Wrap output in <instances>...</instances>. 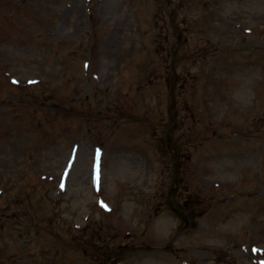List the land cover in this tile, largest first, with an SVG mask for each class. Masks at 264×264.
<instances>
[{
    "label": "rangeland",
    "instance_id": "obj_1",
    "mask_svg": "<svg viewBox=\"0 0 264 264\" xmlns=\"http://www.w3.org/2000/svg\"><path fill=\"white\" fill-rule=\"evenodd\" d=\"M112 254L264 264V0H0V264Z\"/></svg>",
    "mask_w": 264,
    "mask_h": 264
},
{
    "label": "water",
    "instance_id": "obj_2",
    "mask_svg": "<svg viewBox=\"0 0 264 264\" xmlns=\"http://www.w3.org/2000/svg\"><path fill=\"white\" fill-rule=\"evenodd\" d=\"M173 69H174V68H173ZM167 141H168V147H169V148H172L170 135H168ZM174 155H175V150H174ZM174 155H173V156H174ZM174 191H175V188L172 190V192L170 193V195L173 194ZM169 197H171V196H169ZM168 202L170 203L171 206H173L172 201H171L170 198L168 199ZM173 209H174L175 211H177L179 214L183 215V214L181 213V211H179L176 207L173 206ZM184 218H185V217H184Z\"/></svg>",
    "mask_w": 264,
    "mask_h": 264
}]
</instances>
